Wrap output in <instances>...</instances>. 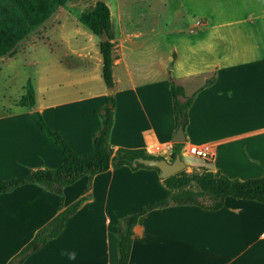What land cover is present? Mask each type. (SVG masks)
Here are the masks:
<instances>
[{"label": "crops", "instance_id": "1", "mask_svg": "<svg viewBox=\"0 0 264 264\" xmlns=\"http://www.w3.org/2000/svg\"><path fill=\"white\" fill-rule=\"evenodd\" d=\"M112 17L109 16V23L116 55H112L111 86L106 88L102 81L96 88L67 93L49 86L40 92L32 84V107L44 122L60 133L76 155L86 154L91 150V134L98 124L94 110L110 93L113 106L108 143L112 149L142 150L168 160L170 136L176 128L170 79L181 86L184 95L192 93L186 122L181 126L179 158L190 157L191 165L217 170L229 178L262 175L264 26L240 31L234 28L241 22L254 27L249 16L190 19L183 23L185 30L177 29L176 36L183 37L170 45L173 54L169 57L168 77L161 74L158 56L149 57L146 65L139 59L142 50H135L130 39L139 32L130 28V18L117 23L119 29ZM92 35L87 34L90 43L83 53L77 52L81 46L70 51L76 50L75 55L84 57L85 63L98 65L100 77L98 41ZM26 36L27 33L18 41ZM258 36L263 40H254ZM226 43L229 48L224 47ZM259 44L263 55H252L261 49ZM13 47L10 53L0 56V68L14 64L4 61L13 57ZM239 52L244 53L236 57ZM151 64L157 69H149ZM82 81L74 79L71 85ZM2 96L6 101L10 99V95ZM13 105L12 109H3L0 97V179L24 175L34 168L57 166L61 161L58 146L38 130L30 109L15 102ZM200 142L212 145V160L204 161L185 152L186 143ZM87 182V196L64 220L58 233L19 264H115L119 218L165 195L153 168L122 164L109 166L89 178L82 175L63 186L62 206L77 198ZM58 201L57 194L35 183H23L0 193V264H6L58 211ZM126 264H264V204L226 195L215 209L196 204L151 208L138 215L131 227Z\"/></svg>", "mask_w": 264, "mask_h": 264}, {"label": "trees", "instance_id": "2", "mask_svg": "<svg viewBox=\"0 0 264 264\" xmlns=\"http://www.w3.org/2000/svg\"><path fill=\"white\" fill-rule=\"evenodd\" d=\"M65 0H0V56L10 53L14 44L24 37L31 26L42 22L52 11L54 5ZM78 19L94 35L99 36L101 30L108 39L97 42L100 56V77L106 86H111L110 68L113 56L111 54L112 42L109 24L108 8L101 0H96L91 6L78 13ZM171 102V112L174 126L184 125L186 122V108L190 103L192 93L184 95L180 85L168 80ZM17 104L28 108L33 105V91L28 80L25 81L23 92L16 100ZM113 98L110 93L104 97L102 104L94 110L98 124L91 134V150L83 155H76L66 143L59 132L50 128L43 120L41 114L32 107L30 114L38 130L60 150L61 161L55 167H41L29 170L24 175L9 176L0 179V193L11 190L23 183H35L57 194L58 211L34 232L32 237L14 253L6 264H19L31 251L38 248L49 238L55 236L66 218L78 207L87 196L88 182L82 193L69 204L62 206L61 189L78 177L103 171L109 166L117 167L127 165L130 168L149 167L157 173L158 169L142 164L131 165L136 156L160 158L142 150L126 151L114 148L108 143V133L112 123ZM180 142H172L170 159L178 154ZM165 195L146 202L136 211L119 218L115 231V264H126L130 246L131 227L141 213L167 204H196L202 208L215 209L222 203L226 195L250 199L264 204V173L259 176L238 179L229 178L217 170L203 167L185 171L180 169L171 175L160 178ZM198 198H205L207 203Z\"/></svg>", "mask_w": 264, "mask_h": 264}, {"label": "rangeland", "instance_id": "3", "mask_svg": "<svg viewBox=\"0 0 264 264\" xmlns=\"http://www.w3.org/2000/svg\"><path fill=\"white\" fill-rule=\"evenodd\" d=\"M96 0H65L61 4L54 5L50 14L40 23L31 26L27 36L17 41L13 47V57L4 61L14 63L9 67L0 68V97H2V108L12 109L17 93L23 92V86L28 79L30 85L38 86L42 92L43 87L49 86L55 90L73 93V90L84 88H96L97 84H103L99 77V66L85 63L82 57L72 53L70 49H76L83 53L89 45L87 34L91 33L87 27L78 19V13L91 6ZM108 8L112 21L117 23L125 22L123 18H130L133 26L132 31H138L139 35L130 37L131 45L138 52L139 59L146 65L148 58L159 57L161 63V74L170 77L168 65L169 57L173 54L170 48L177 39L183 36H176L177 29L185 30L183 23H189L190 19L201 16H233L242 18L249 16L254 27L248 26L246 22L238 23L234 28L240 30L256 29V25L264 26V0H101ZM47 19V20H46ZM50 19V21H48ZM186 20V21H185ZM43 24V26H42ZM110 24V23H109ZM129 25H125L128 27ZM121 28L119 24L117 28ZM151 28V30H150ZM153 28V30H152ZM259 28V27H258ZM260 30V29H258ZM112 40V29L110 27ZM93 40L99 41V36L92 35ZM260 42L262 36L255 37ZM116 41V40H115ZM120 41V40H119ZM127 45V44H125ZM225 48H229L226 43ZM260 47V44H259ZM251 52L252 55H263V49ZM112 55L116 52L111 47ZM158 53V54H157ZM239 52L236 57L243 55ZM53 59L46 60L49 57ZM83 60V61H82ZM155 65H150L149 69ZM157 69L156 66L154 67ZM116 78L117 68L112 69ZM205 78H209L206 72ZM86 77H91L90 79ZM81 78V84L71 85L74 79ZM200 79V78H199ZM202 81V78L200 79ZM199 81V82H200ZM194 86V84H193ZM192 86V88H193ZM106 88H108L106 86ZM5 90V91H4ZM7 91V92H6ZM5 95H10L6 101ZM1 108V109H2ZM185 163L182 168L185 171L197 169L203 166L191 165L192 158L181 157ZM204 168V167H203ZM201 202L207 203L205 198H198Z\"/></svg>", "mask_w": 264, "mask_h": 264}, {"label": "water", "instance_id": "4", "mask_svg": "<svg viewBox=\"0 0 264 264\" xmlns=\"http://www.w3.org/2000/svg\"><path fill=\"white\" fill-rule=\"evenodd\" d=\"M108 37L103 30L99 34V41L107 40ZM109 88V87H108ZM32 109V106L29 107ZM182 127L177 125L173 133L170 136L172 142L182 141ZM142 164L144 166H152L158 169V175L160 178L166 177L173 174L174 172L182 169L184 167V162L179 158L178 154H175L172 159L160 158H148L142 156H136L131 160V165Z\"/></svg>", "mask_w": 264, "mask_h": 264}, {"label": "built area", "instance_id": "5", "mask_svg": "<svg viewBox=\"0 0 264 264\" xmlns=\"http://www.w3.org/2000/svg\"><path fill=\"white\" fill-rule=\"evenodd\" d=\"M185 152L204 161H210L213 158V147L208 142L186 143Z\"/></svg>", "mask_w": 264, "mask_h": 264}]
</instances>
